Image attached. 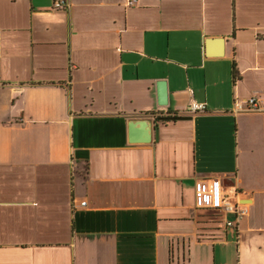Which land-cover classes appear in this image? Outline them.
Masks as SVG:
<instances>
[{
    "label": "crops",
    "instance_id": "crops-1",
    "mask_svg": "<svg viewBox=\"0 0 264 264\" xmlns=\"http://www.w3.org/2000/svg\"><path fill=\"white\" fill-rule=\"evenodd\" d=\"M53 1L0 0V264H264V0Z\"/></svg>",
    "mask_w": 264,
    "mask_h": 264
},
{
    "label": "built area",
    "instance_id": "built-area-1",
    "mask_svg": "<svg viewBox=\"0 0 264 264\" xmlns=\"http://www.w3.org/2000/svg\"><path fill=\"white\" fill-rule=\"evenodd\" d=\"M131 2V0H128ZM55 9H65L68 6L67 0H54ZM205 103H192L191 111H204ZM235 112H261L264 111V101L259 102L256 96H251L244 101V104H235ZM196 205L199 208L218 211L221 213H233L235 218L245 213V208L238 201V191L233 186L224 185L219 177L204 178L195 185ZM85 202H82L84 205ZM225 225L232 226L233 222L225 221Z\"/></svg>",
    "mask_w": 264,
    "mask_h": 264
},
{
    "label": "water",
    "instance_id": "water-1",
    "mask_svg": "<svg viewBox=\"0 0 264 264\" xmlns=\"http://www.w3.org/2000/svg\"><path fill=\"white\" fill-rule=\"evenodd\" d=\"M221 40V39H220ZM161 85V99H160V103L164 104L166 102L165 99V89H164V83H160ZM175 118H179V117H175Z\"/></svg>",
    "mask_w": 264,
    "mask_h": 264
},
{
    "label": "trees",
    "instance_id": "trees-1",
    "mask_svg": "<svg viewBox=\"0 0 264 264\" xmlns=\"http://www.w3.org/2000/svg\"><path fill=\"white\" fill-rule=\"evenodd\" d=\"M170 114L171 113H167V115H165V116L158 114L156 117V120H162L163 122H167V121H169V117H171ZM173 118H175V117H173Z\"/></svg>",
    "mask_w": 264,
    "mask_h": 264
},
{
    "label": "rangeland",
    "instance_id": "rangeland-1",
    "mask_svg": "<svg viewBox=\"0 0 264 264\" xmlns=\"http://www.w3.org/2000/svg\"><path fill=\"white\" fill-rule=\"evenodd\" d=\"M205 214H207L208 216H211V217H215L217 219V215L215 213H213L212 211H205Z\"/></svg>",
    "mask_w": 264,
    "mask_h": 264
}]
</instances>
